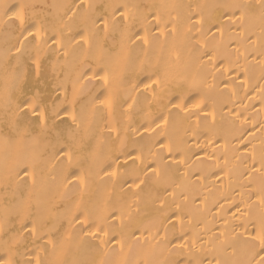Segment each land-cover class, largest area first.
Instances as JSON below:
<instances>
[{"label": "bare ground", "instance_id": "obj_1", "mask_svg": "<svg viewBox=\"0 0 264 264\" xmlns=\"http://www.w3.org/2000/svg\"><path fill=\"white\" fill-rule=\"evenodd\" d=\"M0 264H264V0H0Z\"/></svg>", "mask_w": 264, "mask_h": 264}]
</instances>
